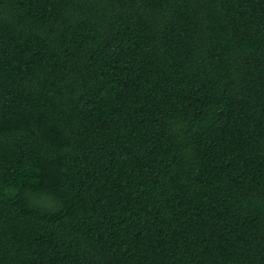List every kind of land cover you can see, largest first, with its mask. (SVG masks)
Instances as JSON below:
<instances>
[{
    "label": "trees",
    "instance_id": "trees-1",
    "mask_svg": "<svg viewBox=\"0 0 264 264\" xmlns=\"http://www.w3.org/2000/svg\"><path fill=\"white\" fill-rule=\"evenodd\" d=\"M0 264H264V0H0Z\"/></svg>",
    "mask_w": 264,
    "mask_h": 264
}]
</instances>
